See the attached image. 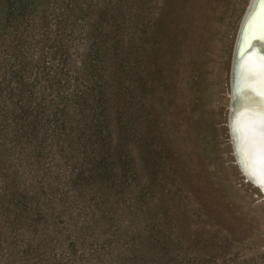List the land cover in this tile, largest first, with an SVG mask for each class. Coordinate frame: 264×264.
<instances>
[{"label":"rangeland","instance_id":"rangeland-1","mask_svg":"<svg viewBox=\"0 0 264 264\" xmlns=\"http://www.w3.org/2000/svg\"><path fill=\"white\" fill-rule=\"evenodd\" d=\"M248 1L0 0V264H264L226 130Z\"/></svg>","mask_w":264,"mask_h":264},{"label":"water","instance_id":"water-1","mask_svg":"<svg viewBox=\"0 0 264 264\" xmlns=\"http://www.w3.org/2000/svg\"><path fill=\"white\" fill-rule=\"evenodd\" d=\"M258 0H249L238 23L230 58L228 72V97L231 96V78L233 71V60L238 44L244 40V31L249 20L252 18L254 10L258 6ZM249 55L244 60L245 67L242 73L241 96L237 103H233L229 98V106L226 111V130L229 137L231 154L234 157V164L244 179L252 184L259 185V181L250 173L249 163L261 173H264V135L258 133L244 134L242 126L244 122L252 119L261 123L264 121V50L251 46ZM232 108L231 117L230 110ZM243 122V125H239ZM243 140L240 145L239 140ZM251 159V160H250ZM251 161V162H250Z\"/></svg>","mask_w":264,"mask_h":264},{"label":"bare ground","instance_id":"bare-ground-1","mask_svg":"<svg viewBox=\"0 0 264 264\" xmlns=\"http://www.w3.org/2000/svg\"><path fill=\"white\" fill-rule=\"evenodd\" d=\"M255 17V19H254ZM262 21H264V16L261 14L260 4L258 3L257 8L254 10L252 18L249 20L246 30L244 31V40L238 44L234 60H233V71H232V78H231V96L229 97L233 103H237L238 99L242 94V73L245 67L244 60L246 56L249 54V49L251 46H255L259 49L264 50V27H262ZM229 91V90H228ZM229 106V100H228ZM230 110V117H231V106L228 108ZM227 122V118H226ZM252 119H249L244 122H241L239 125L242 126V130L244 134H253L254 132L258 133L260 136L264 135V121L257 122V127ZM240 145L243 144V140L241 138L239 140ZM234 158V157H233ZM251 160V159H250ZM251 162V161H250ZM249 171L250 173L258 180L260 183L259 185H255L257 188L264 190V173H261L258 169H255L251 163H249Z\"/></svg>","mask_w":264,"mask_h":264},{"label":"snow or ice","instance_id":"snow-or-ice-1","mask_svg":"<svg viewBox=\"0 0 264 264\" xmlns=\"http://www.w3.org/2000/svg\"><path fill=\"white\" fill-rule=\"evenodd\" d=\"M259 4H260V8H261V14L262 16H264V0H258ZM255 19V17H254ZM262 27H264V21H262ZM264 38V37H262Z\"/></svg>","mask_w":264,"mask_h":264}]
</instances>
